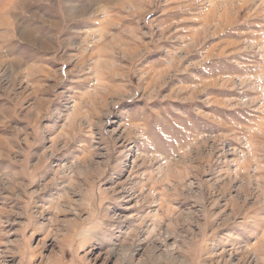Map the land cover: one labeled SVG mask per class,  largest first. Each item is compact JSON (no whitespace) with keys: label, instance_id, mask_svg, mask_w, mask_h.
Instances as JSON below:
<instances>
[{"label":"rangeland","instance_id":"374dc122","mask_svg":"<svg viewBox=\"0 0 264 264\" xmlns=\"http://www.w3.org/2000/svg\"><path fill=\"white\" fill-rule=\"evenodd\" d=\"M0 264H264V0H0Z\"/></svg>","mask_w":264,"mask_h":264}]
</instances>
